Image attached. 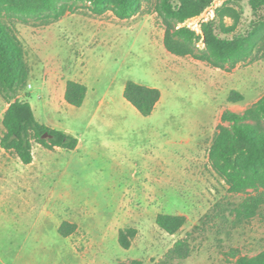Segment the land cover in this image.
Instances as JSON below:
<instances>
[{
  "label": "rangeland",
  "instance_id": "374dc122",
  "mask_svg": "<svg viewBox=\"0 0 264 264\" xmlns=\"http://www.w3.org/2000/svg\"><path fill=\"white\" fill-rule=\"evenodd\" d=\"M164 1L180 6L141 0L125 20L95 15L86 1L65 0L59 18L0 6L27 66L18 98L80 141L73 151L34 144L30 165L0 148V264H234L264 252V203L242 213L263 191L229 192L209 160L223 112L241 114L264 97V8L215 0L178 23L164 19ZM168 23L194 32L199 49L208 29L221 40L251 38L254 50L215 68L168 52ZM128 81L160 91L150 116L123 98ZM69 82L86 89L81 107L65 100ZM6 109L0 95V137ZM158 214L185 223L170 235ZM64 221L79 231L61 237Z\"/></svg>",
  "mask_w": 264,
  "mask_h": 264
},
{
  "label": "trees",
  "instance_id": "16d2710c",
  "mask_svg": "<svg viewBox=\"0 0 264 264\" xmlns=\"http://www.w3.org/2000/svg\"><path fill=\"white\" fill-rule=\"evenodd\" d=\"M65 0H0V6L8 10L31 15L52 13L59 18L65 11ZM89 3L95 15L111 11L118 19H130L141 10V0H77ZM215 0H180L174 10L170 3L163 2L164 19L182 23L186 18L197 15ZM243 1V0H240ZM253 9L264 8V0H246ZM204 31L205 48H197L199 37L185 27L168 26L164 45L168 52L177 56H191L212 67L234 68L247 59L254 50L251 38L221 40L207 29ZM27 76L24 52L18 38L0 23V95L7 109L2 118L3 132L0 148L12 152L24 165L33 161V145L38 144L47 150L55 148L73 151L78 139L64 131L52 129L40 123L29 101L19 99L17 90ZM84 86L74 82L67 85L65 100L74 107H81L85 98ZM123 98L143 117L150 116L161 98L156 88H150L128 81L123 90ZM47 134V138L43 136ZM209 160L214 172L227 185L229 192L239 194L247 190H262L264 193V97L238 114L226 110L221 116L209 150ZM261 197L247 199L242 205L245 217H252L260 204ZM156 225L167 234L177 233L185 223L183 216L158 214ZM75 224L62 222L57 233L68 238L76 234ZM234 264H264V252L248 258L239 257Z\"/></svg>",
  "mask_w": 264,
  "mask_h": 264
},
{
  "label": "crops",
  "instance_id": "0c3cea01",
  "mask_svg": "<svg viewBox=\"0 0 264 264\" xmlns=\"http://www.w3.org/2000/svg\"><path fill=\"white\" fill-rule=\"evenodd\" d=\"M64 132H66V131H64ZM66 133H68V132H66ZM79 144H80V141H79V139H78V146H79ZM78 146L76 147V149L78 148ZM56 149H59V148H55L54 150H56ZM75 149V150H76ZM62 150V149H61ZM33 160H34V154H33ZM33 162V161H32ZM32 164V163H31ZM30 165V164H29Z\"/></svg>",
  "mask_w": 264,
  "mask_h": 264
},
{
  "label": "water",
  "instance_id": "95a60500",
  "mask_svg": "<svg viewBox=\"0 0 264 264\" xmlns=\"http://www.w3.org/2000/svg\"><path fill=\"white\" fill-rule=\"evenodd\" d=\"M48 137V135L47 134H45L44 136H43V138H47Z\"/></svg>",
  "mask_w": 264,
  "mask_h": 264
}]
</instances>
